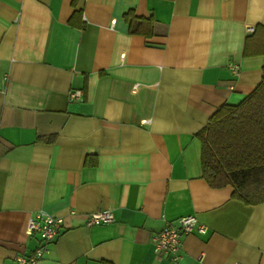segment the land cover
I'll return each instance as SVG.
<instances>
[{
    "label": "crops",
    "instance_id": "crops-1",
    "mask_svg": "<svg viewBox=\"0 0 264 264\" xmlns=\"http://www.w3.org/2000/svg\"><path fill=\"white\" fill-rule=\"evenodd\" d=\"M258 26L264 0H0V264L38 246L39 209L64 222L34 264H264V202L209 186L197 137L260 82ZM100 211L114 220L86 225ZM188 214L206 232L156 253Z\"/></svg>",
    "mask_w": 264,
    "mask_h": 264
},
{
    "label": "trees",
    "instance_id": "trees-1",
    "mask_svg": "<svg viewBox=\"0 0 264 264\" xmlns=\"http://www.w3.org/2000/svg\"><path fill=\"white\" fill-rule=\"evenodd\" d=\"M124 18L129 33L154 34L152 16L138 17L128 10ZM257 29L264 27H256L254 34ZM197 137L202 177L209 186L230 185L232 197L245 204L264 202V67L258 85L239 103L218 107Z\"/></svg>",
    "mask_w": 264,
    "mask_h": 264
},
{
    "label": "built area",
    "instance_id": "built-area-1",
    "mask_svg": "<svg viewBox=\"0 0 264 264\" xmlns=\"http://www.w3.org/2000/svg\"><path fill=\"white\" fill-rule=\"evenodd\" d=\"M231 69L234 73L238 72V66L235 64L231 65ZM81 95L80 90H73L69 93L70 99H80ZM113 220L114 216L111 211L94 212L88 215L86 225L109 223ZM63 222L62 216L51 214L42 209L34 211L27 220V231L38 236L39 244L28 256L18 255L16 264H34L45 253L47 245L54 241ZM194 229L200 233L206 232V226L199 223L194 215L188 214L179 217L175 225H167L151 237L154 251L171 261H179L182 246L181 237Z\"/></svg>",
    "mask_w": 264,
    "mask_h": 264
}]
</instances>
